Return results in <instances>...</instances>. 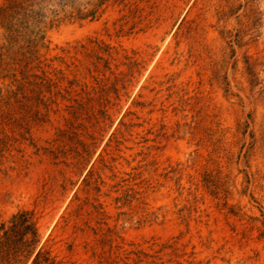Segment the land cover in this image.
Segmentation results:
<instances>
[{
  "label": "rangeland",
  "instance_id": "374dc122",
  "mask_svg": "<svg viewBox=\"0 0 264 264\" xmlns=\"http://www.w3.org/2000/svg\"><path fill=\"white\" fill-rule=\"evenodd\" d=\"M16 4L0 222L56 264H264V0Z\"/></svg>",
  "mask_w": 264,
  "mask_h": 264
},
{
  "label": "trees",
  "instance_id": "16d2710c",
  "mask_svg": "<svg viewBox=\"0 0 264 264\" xmlns=\"http://www.w3.org/2000/svg\"><path fill=\"white\" fill-rule=\"evenodd\" d=\"M6 1L8 5L0 9V16L7 32L8 42H11L15 30H12L10 13L19 9V5L16 4V0ZM36 78L41 81L38 84L40 87L49 85L45 72H42V77ZM38 242V227L34 212L19 210L8 220L0 222V264H26L29 259H32L30 264H56L44 247L36 251Z\"/></svg>",
  "mask_w": 264,
  "mask_h": 264
}]
</instances>
